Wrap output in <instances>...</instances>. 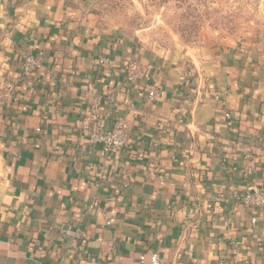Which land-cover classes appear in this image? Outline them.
Returning a JSON list of instances; mask_svg holds the SVG:
<instances>
[{
	"label": "crops",
	"instance_id": "1",
	"mask_svg": "<svg viewBox=\"0 0 264 264\" xmlns=\"http://www.w3.org/2000/svg\"><path fill=\"white\" fill-rule=\"evenodd\" d=\"M94 1L0 0V264H264L242 201L264 190V49L162 55L101 30ZM119 119L106 153L90 133Z\"/></svg>",
	"mask_w": 264,
	"mask_h": 264
},
{
	"label": "rangeland",
	"instance_id": "2",
	"mask_svg": "<svg viewBox=\"0 0 264 264\" xmlns=\"http://www.w3.org/2000/svg\"><path fill=\"white\" fill-rule=\"evenodd\" d=\"M91 9L101 30L162 55L253 41L264 49V0H95Z\"/></svg>",
	"mask_w": 264,
	"mask_h": 264
},
{
	"label": "built area",
	"instance_id": "3",
	"mask_svg": "<svg viewBox=\"0 0 264 264\" xmlns=\"http://www.w3.org/2000/svg\"><path fill=\"white\" fill-rule=\"evenodd\" d=\"M22 74L28 76L35 67L40 64L39 58L32 54L23 55L22 59ZM111 62V59L108 56H101L99 58V63L106 65ZM152 68V65L145 64L143 66L139 65L136 61L132 60L127 63V79H132L139 72L143 78H148L149 72ZM149 98H154L156 96V91L151 89L147 92ZM223 119L225 120L227 126H233V118L230 112L225 111L222 114ZM38 130V129H37ZM130 130L126 123L119 119L117 120L112 127L105 128L102 125L97 126L90 133V140L94 143H100L102 149L106 153H115L118 150L125 147L129 141ZM242 156L248 162H253V152L251 145L247 143L241 144ZM242 201L244 204L250 208L264 209V190L262 188H249L242 195ZM256 219L251 218V221L254 222ZM140 262L144 261V256H140ZM149 262L150 264H161L160 256L157 252L149 253Z\"/></svg>",
	"mask_w": 264,
	"mask_h": 264
}]
</instances>
